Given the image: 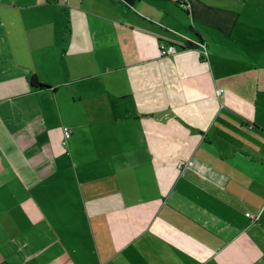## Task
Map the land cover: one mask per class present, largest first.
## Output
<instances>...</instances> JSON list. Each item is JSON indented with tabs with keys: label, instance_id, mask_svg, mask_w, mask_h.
<instances>
[{
	"label": "crops",
	"instance_id": "1",
	"mask_svg": "<svg viewBox=\"0 0 264 264\" xmlns=\"http://www.w3.org/2000/svg\"><path fill=\"white\" fill-rule=\"evenodd\" d=\"M0 264H264V0H0Z\"/></svg>",
	"mask_w": 264,
	"mask_h": 264
},
{
	"label": "rangeland",
	"instance_id": "2",
	"mask_svg": "<svg viewBox=\"0 0 264 264\" xmlns=\"http://www.w3.org/2000/svg\"><path fill=\"white\" fill-rule=\"evenodd\" d=\"M111 15V14H110ZM124 23L121 21V25H123ZM124 56L121 55V61L119 64H121V67H123L125 65V62H124ZM118 65V64H116ZM108 67H113V64L112 62H110L109 66ZM129 77V72L127 70H119V71H109L108 74H107V78H114V79H119L120 80V85L119 87H116V86H112L110 85L109 86V91L111 94H121L122 91L124 90V87H125V83L127 82V78Z\"/></svg>",
	"mask_w": 264,
	"mask_h": 264
},
{
	"label": "built area",
	"instance_id": "3",
	"mask_svg": "<svg viewBox=\"0 0 264 264\" xmlns=\"http://www.w3.org/2000/svg\"><path fill=\"white\" fill-rule=\"evenodd\" d=\"M180 6L183 7L182 4H180ZM203 47H204V50L202 52L203 56L207 58L208 57V50L206 49L205 46H203ZM177 52H178L177 46L174 44H168V45L167 44H161V46H160V54L163 57L173 56ZM71 136H72V131L70 130V128H68V127L63 128V139H62L63 148H65V149L67 148L68 141L71 138Z\"/></svg>",
	"mask_w": 264,
	"mask_h": 264
},
{
	"label": "trees",
	"instance_id": "4",
	"mask_svg": "<svg viewBox=\"0 0 264 264\" xmlns=\"http://www.w3.org/2000/svg\"><path fill=\"white\" fill-rule=\"evenodd\" d=\"M189 48L190 49H195L197 47H199L198 45H195V44H189ZM32 85L35 89L37 90H48L51 88V86L47 85V84H43V83H40L39 81H37L35 78H33V81H32Z\"/></svg>",
	"mask_w": 264,
	"mask_h": 264
}]
</instances>
